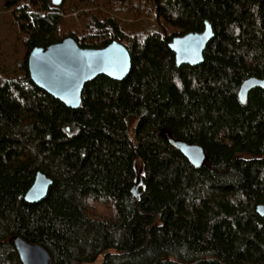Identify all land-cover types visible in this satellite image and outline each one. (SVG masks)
I'll return each instance as SVG.
<instances>
[{
	"label": "trees",
	"instance_id": "1",
	"mask_svg": "<svg viewBox=\"0 0 264 264\" xmlns=\"http://www.w3.org/2000/svg\"><path fill=\"white\" fill-rule=\"evenodd\" d=\"M111 2L76 29L52 0L6 1L24 50L0 68V264H22L15 235L52 264H264V88L238 96L247 78L264 79V0ZM118 6L153 20L133 33ZM206 20L204 61L178 66L173 37ZM67 36L86 48L119 40L132 60L123 80L88 82L77 109L28 68L33 48ZM181 140L204 149L201 166ZM39 171L54 183L30 203Z\"/></svg>",
	"mask_w": 264,
	"mask_h": 264
},
{
	"label": "water",
	"instance_id": "2",
	"mask_svg": "<svg viewBox=\"0 0 264 264\" xmlns=\"http://www.w3.org/2000/svg\"><path fill=\"white\" fill-rule=\"evenodd\" d=\"M52 2L60 5L64 0ZM213 36V27L206 20L203 31L173 37L169 45L175 53L177 65L201 64ZM131 66V54L119 40H113L103 48H86L67 36L48 47L37 46L28 54L29 73L35 84L73 109L81 106L83 89L88 82L100 75L123 80L130 73ZM258 87L264 88V79L247 78L238 92L240 101L246 103L249 93ZM175 145L194 166L202 165L206 154L199 144L181 140L176 141ZM53 183L51 177L39 171L25 195L26 201H42ZM257 211L264 216V204H259ZM13 242L22 264H52L49 251L40 243L30 242L21 235H15Z\"/></svg>",
	"mask_w": 264,
	"mask_h": 264
},
{
	"label": "rangeland",
	"instance_id": "3",
	"mask_svg": "<svg viewBox=\"0 0 264 264\" xmlns=\"http://www.w3.org/2000/svg\"><path fill=\"white\" fill-rule=\"evenodd\" d=\"M7 0H0V68L6 65L12 66L20 60L23 53L22 35L19 31V26L13 17L15 7H7ZM112 6L113 3H109V0H99L90 6L85 7L83 3H78V0H64L60 4V10L63 11L64 21L67 27L82 28L85 26V13L102 11L108 13V6ZM116 7V6H115ZM118 14L123 21L129 23V31L135 32V22H144V19L153 20V17L141 16L140 18L134 17V11L125 10L124 8H117ZM112 12V11H111ZM1 70V69H0ZM143 164L138 162V169L141 170Z\"/></svg>",
	"mask_w": 264,
	"mask_h": 264
},
{
	"label": "flooded vegetation",
	"instance_id": "4",
	"mask_svg": "<svg viewBox=\"0 0 264 264\" xmlns=\"http://www.w3.org/2000/svg\"><path fill=\"white\" fill-rule=\"evenodd\" d=\"M53 5H54V4H53ZM59 6H60V5H54V7H57V8H60Z\"/></svg>",
	"mask_w": 264,
	"mask_h": 264
}]
</instances>
